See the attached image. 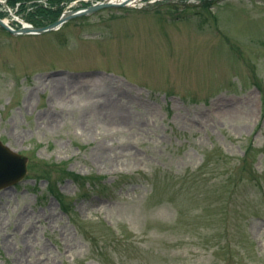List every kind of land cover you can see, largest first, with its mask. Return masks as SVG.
I'll list each match as a JSON object with an SVG mask.
<instances>
[{
	"label": "rangeland",
	"instance_id": "1",
	"mask_svg": "<svg viewBox=\"0 0 264 264\" xmlns=\"http://www.w3.org/2000/svg\"><path fill=\"white\" fill-rule=\"evenodd\" d=\"M97 1L0 0V17ZM0 140L28 158L0 190V264H264V0L0 28Z\"/></svg>",
	"mask_w": 264,
	"mask_h": 264
},
{
	"label": "water",
	"instance_id": "2",
	"mask_svg": "<svg viewBox=\"0 0 264 264\" xmlns=\"http://www.w3.org/2000/svg\"><path fill=\"white\" fill-rule=\"evenodd\" d=\"M136 1V0H135ZM2 3V2H0ZM134 5V3H132ZM133 7L123 2L113 3L105 0L98 5L88 7L82 11L68 12L57 22L45 28H24L22 30H14L0 19V27L7 30L13 35H42L47 32L55 31L63 26L71 19L91 15L103 9L108 8H127ZM28 159L16 153H13L8 147L4 146L0 141V189L11 187L20 182L27 173Z\"/></svg>",
	"mask_w": 264,
	"mask_h": 264
},
{
	"label": "bare ground",
	"instance_id": "3",
	"mask_svg": "<svg viewBox=\"0 0 264 264\" xmlns=\"http://www.w3.org/2000/svg\"><path fill=\"white\" fill-rule=\"evenodd\" d=\"M110 2H113V3H118V2H123V1H125L126 3H128V5L130 4L131 6H133L132 5V3H134V4H137V3H139L140 4V2L142 1V0H109ZM9 24V21L8 20H5V24ZM26 27H29V26H26ZM93 98H98V99H100V101H102V100H105L108 104H110L111 106H113L114 105V103L110 100V93H106V91H104V93L103 92H99V93H97V94H92L91 95ZM98 102V101H97ZM108 104H106L105 103V106H108ZM27 105L28 106H30L31 105V102L29 103H27ZM54 120H56V119H54ZM56 122V121H55ZM56 124H58V123H54V125H56Z\"/></svg>",
	"mask_w": 264,
	"mask_h": 264
},
{
	"label": "trees",
	"instance_id": "4",
	"mask_svg": "<svg viewBox=\"0 0 264 264\" xmlns=\"http://www.w3.org/2000/svg\"><path fill=\"white\" fill-rule=\"evenodd\" d=\"M61 12H62V11H61ZM61 12H59V13H61ZM58 15H59V14H58ZM58 15H57V16H58ZM39 26H42V25H39Z\"/></svg>",
	"mask_w": 264,
	"mask_h": 264
}]
</instances>
